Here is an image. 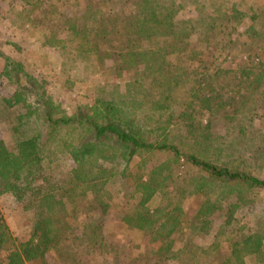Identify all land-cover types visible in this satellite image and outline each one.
Listing matches in <instances>:
<instances>
[{
  "label": "trees",
  "instance_id": "1",
  "mask_svg": "<svg viewBox=\"0 0 264 264\" xmlns=\"http://www.w3.org/2000/svg\"><path fill=\"white\" fill-rule=\"evenodd\" d=\"M222 6V0H10L12 21L60 49L64 71L81 63L98 76L103 68L106 85L91 97L82 94L69 111L47 82L25 72L22 60L0 52V76L16 85L11 95H0L13 136L0 138V195L35 211L26 240L0 211V264L46 263L51 249L70 240V219L87 206L80 203L89 199L94 211L106 214L117 205L114 185L125 189L131 165L143 167L152 155L169 159L146 178L134 177L124 196L125 226L150 232L161 242V258L264 264V226L238 221V213L264 195V125L253 126L252 107L264 108V42L256 48L259 61L250 54L246 64L222 66L242 25L250 36L246 47L253 50L252 36L260 42L264 11ZM68 81L61 84L66 89ZM61 154L68 161L63 173L56 172ZM184 167L196 175L176 184L174 170ZM161 195L175 197L171 209L151 206ZM188 195L202 196L193 227L211 240L197 246L182 240L178 254L173 236L187 226ZM98 225H84V248L104 246Z\"/></svg>",
  "mask_w": 264,
  "mask_h": 264
},
{
  "label": "rangeland",
  "instance_id": "2",
  "mask_svg": "<svg viewBox=\"0 0 264 264\" xmlns=\"http://www.w3.org/2000/svg\"><path fill=\"white\" fill-rule=\"evenodd\" d=\"M9 2L10 0H0V52L14 59L22 60L25 72L26 70H30L39 81L44 80L47 82L48 92L52 94L56 102L71 111L74 104H78L84 99V94L91 97L97 88L99 91L102 86L106 85L103 77L106 73L103 72V68H100L101 74L98 76L94 73L91 74L90 69L93 70L91 65V67H88L87 65L83 66L81 63L68 65L69 69L64 71L61 65L63 61L61 50L45 44L39 32L23 27L25 25L17 23V20L13 22L12 19L15 16L10 13ZM222 2L224 9L234 6L243 10H250V8L254 7L255 11H264V0H222ZM245 28H247L245 24L240 27L241 31L239 30L238 33L243 34L238 36L237 42L230 52H228L226 57L222 58V66L236 68L239 64H246L247 61L252 59L250 58V54L255 56V62L259 61L260 55H256L255 52L257 46L264 42V18L257 25L262 35L260 42L257 40L259 38L252 36V42L256 41L250 44V48L252 47L253 50L244 45V42L250 40L247 31H244ZM4 63L3 57L0 56V75L4 68ZM110 63L108 61V65ZM67 78H69L68 84L70 89H66V87L61 85ZM15 89L16 85L13 82L6 77L0 76L1 96H9ZM253 106H255V110L253 111V126L257 129L260 125H264V108L252 104ZM7 119V117L2 116L0 113V138L12 141L13 136L9 131L10 123ZM218 130L223 133L225 129L221 125ZM167 159H169L167 155H152L149 162L143 167L133 163L130 167V177L126 182L127 187L124 189L118 184L114 185L113 190L117 205L110 208L106 214L102 215L94 211L89 199L81 202L80 204H87V206L84 209L78 210L75 217L70 219L75 228V231L70 234V240L60 242L57 249H51L44 264H183L184 262L182 263L178 259L161 258L158 253L161 242L153 241L150 232L131 229L122 222V216L127 208V205H125L127 198L124 196L127 192L132 191L133 186L131 182L134 181V177L142 176L146 178L154 166L167 161ZM57 162L60 164V169L56 172L61 171L63 173L65 165L68 163L67 159L61 154ZM194 175H196V171L192 168H177L174 170L173 179L176 180V184H184L188 178ZM173 185L174 182H171V186ZM171 186L169 187L170 190H172ZM119 200L123 202L119 203ZM174 202L175 197L172 199L169 197L164 201L162 196L155 199L151 206H167V208L171 209ZM184 202L186 213L184 225L187 224V226H184V228L178 231L177 235L173 236L176 241L172 250L178 252V254L184 247L182 240L190 238L194 246H197L199 243L202 245L207 244L211 240V235L193 227V222L196 223V212L202 203V196L188 195ZM0 211L4 214L16 237L26 240L33 235L35 224V211L33 209L25 208L24 204L11 194H3L0 195ZM220 212L218 211L212 216L215 224L212 232L210 231L211 233H214V228L220 223ZM238 221L240 224L249 223L252 226L260 223L264 226V195L260 196L257 203L242 209L238 213ZM97 222L102 232L101 236L104 246L97 247L96 250L95 248H84V245L87 243L86 237H83L82 230L84 229V225L88 224L91 227L90 229H92ZM4 256L5 253H0V260ZM182 256L184 257L185 255L182 254ZM225 257L226 253L224 251L221 257L217 258V262H222Z\"/></svg>",
  "mask_w": 264,
  "mask_h": 264
}]
</instances>
